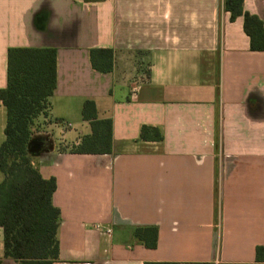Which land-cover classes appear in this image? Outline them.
Returning a JSON list of instances; mask_svg holds the SVG:
<instances>
[{"label": "crops", "instance_id": "1", "mask_svg": "<svg viewBox=\"0 0 264 264\" xmlns=\"http://www.w3.org/2000/svg\"><path fill=\"white\" fill-rule=\"evenodd\" d=\"M243 6L264 24V0ZM11 48L57 50L29 144L57 184L54 264H264V51L224 0H0V90ZM98 49L113 52L108 73L93 68ZM87 100L112 120L111 153L70 152L92 133ZM143 227L157 228L156 248L137 240ZM0 261L19 264L2 228Z\"/></svg>", "mask_w": 264, "mask_h": 264}, {"label": "trees", "instance_id": "2", "mask_svg": "<svg viewBox=\"0 0 264 264\" xmlns=\"http://www.w3.org/2000/svg\"><path fill=\"white\" fill-rule=\"evenodd\" d=\"M244 0H224L231 21L244 19V31L251 51H264V24L244 10ZM97 71L113 67L109 49L91 51ZM7 84L0 90L6 110L5 139L0 144V228L4 234V257L19 264H54L59 258L57 231L60 211L53 204L56 180L44 179L32 163L29 144L39 116H47L50 98L57 85V50L53 48H11L8 50ZM83 120L92 133L84 136L71 153L108 154L112 151V120L97 118L96 104L84 102ZM143 140H163L157 128L143 127ZM136 238L147 248L157 246V228H137ZM256 261L264 262V246L256 249ZM1 264V261H0ZM163 264V263H146Z\"/></svg>", "mask_w": 264, "mask_h": 264}, {"label": "rangeland", "instance_id": "3", "mask_svg": "<svg viewBox=\"0 0 264 264\" xmlns=\"http://www.w3.org/2000/svg\"><path fill=\"white\" fill-rule=\"evenodd\" d=\"M4 141V132L3 129H0V144H2V142Z\"/></svg>", "mask_w": 264, "mask_h": 264}]
</instances>
